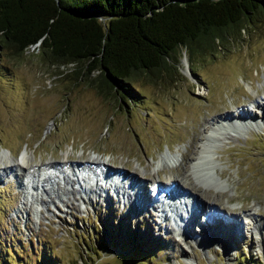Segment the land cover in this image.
Here are the masks:
<instances>
[{
	"label": "rangeland",
	"instance_id": "obj_1",
	"mask_svg": "<svg viewBox=\"0 0 264 264\" xmlns=\"http://www.w3.org/2000/svg\"><path fill=\"white\" fill-rule=\"evenodd\" d=\"M38 55L31 47L19 56L9 51L0 56V160L12 156L20 165L11 173L0 169V264H264L254 221L243 215L251 210L256 223H264V126L212 134L211 174L216 184L218 173L224 181L213 189L223 191L219 199L206 200L203 189L179 180L206 122L228 111L241 119L243 106L258 121L262 118L264 14L220 48L193 57L179 50L170 59L171 77H134L130 97L100 94L87 80L74 78L76 65ZM94 158L128 176L135 173L147 196L154 197L155 180L172 176L203 197L210 213L207 221L200 215L202 224L234 223L224 211L232 210L242 225L227 237H196L187 235L186 224L174 220L170 209L169 220H163L155 211L119 200L122 194L113 190L90 193L86 184L92 168L73 165ZM50 161H70L77 174L65 188L58 170L47 174L55 177L45 184L40 173L43 205L29 192L32 174L24 166L37 165L33 171L39 175L38 166ZM121 171L114 172L125 178ZM80 186L83 191H77ZM43 187L47 193L42 194ZM68 189L73 195H62ZM188 224L198 233L205 227L193 219Z\"/></svg>",
	"mask_w": 264,
	"mask_h": 264
},
{
	"label": "trees",
	"instance_id": "obj_2",
	"mask_svg": "<svg viewBox=\"0 0 264 264\" xmlns=\"http://www.w3.org/2000/svg\"><path fill=\"white\" fill-rule=\"evenodd\" d=\"M258 14L264 0H0V56L36 47L100 94L130 97L134 77H171L179 50L220 48Z\"/></svg>",
	"mask_w": 264,
	"mask_h": 264
},
{
	"label": "bare ground",
	"instance_id": "obj_3",
	"mask_svg": "<svg viewBox=\"0 0 264 264\" xmlns=\"http://www.w3.org/2000/svg\"><path fill=\"white\" fill-rule=\"evenodd\" d=\"M252 89H254V88L252 87ZM254 92L256 93L255 89H254ZM262 93L264 94V90L262 91ZM250 99H252V98H250ZM261 99H262L263 104H264V95ZM252 103H254V105L256 104L255 106L257 108L259 107L258 106V103H259L258 98H253ZM246 108L243 106L238 111L239 115H237V116H242L241 119L235 118L233 115H231L232 113H230L229 111L220 115L219 117L214 116L215 118L212 121L210 120V121L206 122V124L203 127L202 132L196 134L193 143L191 142L192 143L191 148L187 152L186 155H187V158L189 156H193V157L190 158L188 160V162H186L187 168L185 167L186 169L183 172L181 171V178L179 180H181L183 183H185L187 181V183L194 184V185L198 186V190L200 188L203 189L204 193H202V194L204 195V198L206 200H208V198L215 199V197H217L219 199L222 196L223 191L222 190H220V191L219 190H213V189L217 188V185L220 186L224 182V181H222L221 174L218 173V176L220 177L221 180H219V183L216 184L215 183L216 181L211 174V172L213 170V163L209 157H210V147H211L214 136L210 133V131H216V129H218V132H221L222 130L225 131L226 128H236V127L237 128L238 127H241V128L246 127V128H250V129L251 128L263 129L261 127L264 126V107L261 109L260 115L262 116V118L259 121L257 119H255L254 116L250 113V111L248 110L250 108L249 107H246ZM240 110H241V112H240ZM253 125L255 126V128L252 127ZM11 157H9V156L6 157V155L1 157L0 163L4 164V166L0 165V169L3 171V173L5 172V174L10 172L14 168H19V166H20L19 164L14 163L13 159ZM172 160H173L172 164L176 162V159L173 158ZM183 161H186L185 158H183ZM71 164L72 163L70 161H64L62 163H58V162L52 163L50 161L49 163H45L43 165L38 166L37 172L39 173V175L38 174L36 175L35 174L36 171H33L34 168H37L36 167L37 165L36 166L35 165L24 166L25 169H27V170H28V168H30L29 173L32 174L31 175L32 176L31 182L29 183L31 186L29 188L31 196L32 197L35 196V198L36 197L38 198V193H40V191H41V189H40V182L41 181H40V179L39 180L37 179L39 176H41L40 173H42L44 175L42 182H43V184H45L46 181H49V182L51 180L53 181L55 176L52 177V176H48L47 174L49 173V175H50L51 173L54 172L55 169L58 170L59 172H61L60 174L63 175V176L58 175V177H60V180H62V182H64V185H65L64 187L67 188L66 186L69 185L70 182L74 180L73 177L75 175V173H72V171L70 169ZM80 164L83 165V167L88 166L87 167L88 169L93 168V167H100V169H101V168H103V166L110 169L105 162H102V161L98 160L97 158H94L93 160L91 159V160L75 163L73 165V167L79 166ZM168 164L170 165L171 163H169V161H168ZM52 168H54V169H52ZM106 168H103V169H106ZM67 169L69 170V172L67 171ZM118 170H120V169H118ZM107 171H109V170H107ZM121 172L125 175V182H122V185H120L118 183H114V182H109V186H107L106 183L109 180L106 179V177L103 175V172L102 171L99 172L97 170H94L93 175L90 178V181H95L97 186L91 187L90 190L88 189L89 192L90 193H97L98 191H101L100 193H102L104 191L110 192L111 191L110 188L113 187V192L115 195L117 194V196L119 197V195L122 194V197L119 200H124V202H126V203L129 201L130 205H133V206L137 205L139 207V210H141V211H143L145 209L146 210L150 209L151 211H155L156 213H159L162 216L163 220L166 218L168 219V212L167 211H169V209H170L171 211H173L177 214L176 218L174 220L181 222L182 227L185 226V224H186L187 235H193V236L197 235L198 236V234H199V236L200 235L202 236L204 234L205 236L210 235V236L214 237L215 239H217L219 236H226L227 237V236H230V234H232V233L237 234V232L239 231V227H241V225H242V222L240 221L241 216L239 215L237 217V216L232 215V214H235L234 211H232V210H228V211L224 210V211L226 214L233 217L234 223L224 224V223L220 222L218 219H215V221H213V222L211 221L208 224H202L200 215H203L202 218L204 219V221H207V214L210 213V211H208V213H206L207 211H205V209H204L203 201L201 199L202 196L201 197H199L200 195H196V197L191 196L192 195L191 191L189 189H188V191H187V189H184V187L180 185V183L182 184V182L178 181L177 179H174V177H172V176L167 177L166 182L153 180L154 181L153 186L155 187V189H157V188L158 189L159 188L164 189L166 192H168L170 194H172V193L173 194H177V193L184 194L185 195L184 198H179V199H182L181 200V205H182L181 208L183 207V211L178 210L177 205L175 203L169 204V207L165 208L164 202H163V193H161L157 189L158 192L155 193L154 197H152L151 193H150V196H147V193H145V191H144V189L146 188L144 186H146V185H144L143 181H141L138 177H137V179L134 178L136 176L135 173L131 176H128L124 171H121ZM190 179H192V180H190ZM110 180H112V179H110ZM113 181H116V179H114ZM100 182H103V184H101ZM163 183H166L167 185H164ZM90 184L93 185L92 183H90ZM172 185H174V186L171 187ZM66 192L67 193L64 192L62 195L72 194V191L70 189H68ZM43 193H47V190L44 187L42 190V194ZM190 197H192V198L194 197V201H196V205H198L195 208L190 206V201H189ZM134 198L137 199V201ZM36 200H38L43 205L46 204L45 200H43L42 197L40 198V200H39V198ZM38 201H36V202H38ZM209 201L214 202L213 200H209ZM211 204L213 205L215 203H211ZM136 209H138V208H136ZM185 209H187V210H185ZM193 210H194V212H193ZM243 215L245 218H249L250 220L254 221V224H253L254 234L259 239L260 246L264 248V223L259 222L257 224L256 221L254 220L255 214L251 210L243 211ZM209 218H210V216H209ZM191 219H193L194 223H199L200 225H205V227L201 226L202 229L204 228V230L201 229V233L200 232L198 233L196 231V228H194L195 226H190L188 224V221ZM211 220H213V219H211ZM192 228H194L195 230Z\"/></svg>",
	"mask_w": 264,
	"mask_h": 264
}]
</instances>
